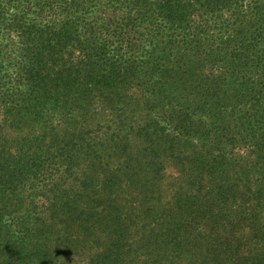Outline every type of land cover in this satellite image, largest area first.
<instances>
[{"label":"trees","instance_id":"1","mask_svg":"<svg viewBox=\"0 0 264 264\" xmlns=\"http://www.w3.org/2000/svg\"><path fill=\"white\" fill-rule=\"evenodd\" d=\"M247 1L0 0V264H264Z\"/></svg>","mask_w":264,"mask_h":264},{"label":"rangeland","instance_id":"2","mask_svg":"<svg viewBox=\"0 0 264 264\" xmlns=\"http://www.w3.org/2000/svg\"><path fill=\"white\" fill-rule=\"evenodd\" d=\"M256 1H260V0H248L247 2L249 4L250 3L251 4H255ZM248 3H247V5H248ZM262 3L264 4V2H262ZM233 9H235V5L231 9L230 8H222V9H220L219 8V9L211 10V11H209L208 14H205V15H203V13H201L199 11L194 10L193 13L196 14V19L195 20H199L197 18L203 19L202 22H201V24L204 25L205 28L204 27L203 28H199L197 31H194L192 37H201L202 39H207V40H209L210 37H214V36H218L219 37V34L218 33H213V32H219V26L218 25L211 26L210 23H212V22H213V24L214 23L215 24L220 23L219 22L220 20H223V19L228 18L227 16L230 15V13H228V12H231ZM224 12H225V14H224ZM187 23H189V22L186 21V22H184L182 24L184 26H186ZM193 27H195V26L193 25ZM178 37H181V35H179ZM205 51H207V48L201 49L200 50V53L198 54V55H201V53H204L203 56H201L200 59H199L200 63H203V61L206 62V63H208L209 58H208L207 52H205ZM212 63L213 62L211 60V62L209 64L210 67H207V68L205 66H200V69L203 71V73H209L212 70V68H213ZM9 134L12 135L14 133L12 132V133H9ZM3 135H5V132L4 131H1L0 132V141H2L1 140V137ZM12 139H13V137L9 141H12ZM167 195H169V193ZM167 195H165L166 196V201H167V197H168ZM197 255L202 256V252L201 251H198L197 252ZM192 257H193V255H190V254L188 255V263L189 264H192V263H190V259ZM86 258H89L88 254L85 255L84 259H86ZM75 259H78V257L75 256ZM1 262H2V260H0V263ZM2 264H5V263L3 262ZM200 264H203V262H201Z\"/></svg>","mask_w":264,"mask_h":264}]
</instances>
